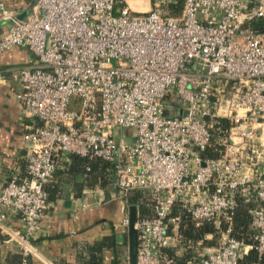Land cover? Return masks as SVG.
Here are the masks:
<instances>
[{
    "label": "built area",
    "instance_id": "built-area-1",
    "mask_svg": "<svg viewBox=\"0 0 264 264\" xmlns=\"http://www.w3.org/2000/svg\"><path fill=\"white\" fill-rule=\"evenodd\" d=\"M176 1L141 9L127 0H35L19 18L0 0L9 22L0 50L35 55L13 73L16 97L37 119L25 134V170L0 188V220L13 208L23 223L21 264L34 251L30 236L45 219V185L61 152L111 161L126 199L150 191L152 214L134 223L136 264H164L160 248L179 240L168 217L174 202L196 223H228L199 264L264 252V0H180L174 15L167 5ZM219 116L229 119L227 142L219 157L203 156ZM116 128H132V141L117 139ZM239 194L253 201L250 242L230 232Z\"/></svg>",
    "mask_w": 264,
    "mask_h": 264
},
{
    "label": "crops",
    "instance_id": "crops-1",
    "mask_svg": "<svg viewBox=\"0 0 264 264\" xmlns=\"http://www.w3.org/2000/svg\"><path fill=\"white\" fill-rule=\"evenodd\" d=\"M4 1L21 15L28 12L34 0ZM7 26L8 22L0 20V37ZM34 59V53L26 46L0 50V188L13 172L23 173L25 170L30 148L25 134L37 119L25 114L16 97L20 81L13 73L16 67L32 63ZM116 133L126 141L133 139L132 128H119ZM69 162L70 153L61 152L55 170L58 189L47 202L41 229L30 236L34 251L27 255L26 264H81V257L88 254L87 244L109 234H113L115 246L104 248V260L128 264L127 226L122 223V218L128 214L131 195L128 196L130 202H127L128 199L120 195L114 179L107 188L96 185L77 190L74 182L80 181L81 176L71 179L58 171ZM22 230L18 212L8 209L0 220V264H21L23 253L18 234ZM178 241L175 240L174 244ZM211 246H200L194 250L199 256ZM179 249L177 252H181Z\"/></svg>",
    "mask_w": 264,
    "mask_h": 264
},
{
    "label": "trees",
    "instance_id": "trees-1",
    "mask_svg": "<svg viewBox=\"0 0 264 264\" xmlns=\"http://www.w3.org/2000/svg\"><path fill=\"white\" fill-rule=\"evenodd\" d=\"M171 14L177 15L181 9V1L169 2L167 5ZM229 119L223 116L217 117L211 127V136L207 147L202 151L206 157H219L223 152L224 145L227 142L229 128ZM57 170V169H56ZM64 173L67 178L74 179L75 176H81L80 181H75L77 190L84 186L94 187L96 185L107 188L114 179L112 162L100 157H88L76 153H70V162L64 168L58 169ZM58 181L54 178L45 185L48 193V200L57 192ZM150 197V202H141L146 195ZM132 195L135 197L137 213L141 216L151 215V193L148 190H134ZM146 198V197H145ZM253 201L246 199L243 195H237L236 205L231 213V234L238 238H243L250 242L251 215L250 208ZM168 217L174 218L177 224L179 241L177 244L166 245L160 248V257L164 264H198L199 256L194 247L210 246L216 242L217 235L227 227V222L221 220L217 225L213 220H204L199 223L187 213L179 204L174 202ZM173 224V221H172ZM210 234V237L207 235ZM115 240L113 234L103 235L102 237L87 244V257H81V264H117L116 260L106 262L103 257L104 248H114ZM198 247V246H196ZM195 247V248H196ZM178 248L181 252H177ZM238 264H264V252L259 254L254 247H249L238 260Z\"/></svg>",
    "mask_w": 264,
    "mask_h": 264
},
{
    "label": "water",
    "instance_id": "water-1",
    "mask_svg": "<svg viewBox=\"0 0 264 264\" xmlns=\"http://www.w3.org/2000/svg\"><path fill=\"white\" fill-rule=\"evenodd\" d=\"M35 2L32 1L31 5ZM29 7V10H30ZM28 10V12H29ZM27 11L23 12L21 15H18L19 18H23L26 16V14L28 13ZM8 22V21H6ZM9 23V22H8ZM169 110L168 109H164L163 110V114H168ZM184 114H187V111L185 110L183 112ZM106 195L108 196V194L106 193ZM136 217H137V207H136V203H135V197L134 195H131V203L129 206V211H128V225H127V236H128V264H136L137 261V230L134 226V223L136 221Z\"/></svg>",
    "mask_w": 264,
    "mask_h": 264
},
{
    "label": "rangeland",
    "instance_id": "rangeland-1",
    "mask_svg": "<svg viewBox=\"0 0 264 264\" xmlns=\"http://www.w3.org/2000/svg\"><path fill=\"white\" fill-rule=\"evenodd\" d=\"M127 2L131 5V6H133V7H135V8H141V9H146V8H148L149 7V0H127ZM117 129H119V128H116L115 129V131H114V134H115V136H116V138L118 139L119 137H118V134L116 133V131H117ZM235 140H238V138H234ZM247 153L250 155L251 154V152L248 150L247 151ZM262 155H264V152H263V154ZM262 161H264V159L262 160ZM146 197V198H145ZM141 202H144V203H147V202H150V197H147V193H146V195L142 198V200H140ZM127 202H130V200L128 199V201ZM220 235H221V232L217 235V237H216V240H215V242L216 243H218V240H219V237H220ZM215 243V244H216ZM214 244V245H215ZM196 246H198L199 248H201L200 246H199V244H197ZM195 246V247H196ZM194 247V249H196Z\"/></svg>",
    "mask_w": 264,
    "mask_h": 264
}]
</instances>
